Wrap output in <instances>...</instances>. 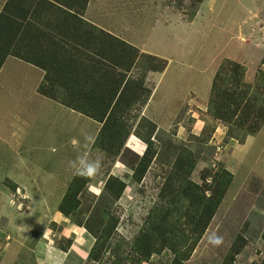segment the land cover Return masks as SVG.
Returning a JSON list of instances; mask_svg holds the SVG:
<instances>
[{"label":"rangeland","instance_id":"obj_1","mask_svg":"<svg viewBox=\"0 0 264 264\" xmlns=\"http://www.w3.org/2000/svg\"><path fill=\"white\" fill-rule=\"evenodd\" d=\"M104 5H109V22L131 27L129 35L144 45L134 48L105 36L117 65L111 61V72L108 66L89 67V58L99 59L101 47V59L107 47L99 40L79 44L78 36L90 27L76 18L69 21L74 38L66 40L72 56L55 79L60 86L46 88L48 79L41 86L69 107L103 117L97 134L88 143V127L84 131L85 126L52 114L30 85L7 92L23 76L1 77L0 117L9 134L0 155L6 164L15 153L36 157L59 179L73 171L63 195H69V203H63L69 212L59 209L63 197L58 210L93 236L85 264H264V122L256 136L247 134L248 125H260L264 114V0ZM133 53L138 57L132 64ZM75 58L83 67L72 70ZM226 60L244 67L241 86L243 81L252 87H241L246 98L236 114L216 117L209 107L211 84ZM94 70L111 77L118 90L107 89L104 78L93 80ZM228 73L222 71L217 81L227 82ZM162 80L168 91L159 98ZM20 134L27 148L21 153ZM81 158L100 159L95 178L74 175L71 164ZM121 183L125 187L116 196ZM220 192L222 200L196 240L206 218L199 198L207 201ZM66 237L64 246L73 242ZM216 238L219 245L212 243Z\"/></svg>","mask_w":264,"mask_h":264},{"label":"crops","instance_id":"obj_2","mask_svg":"<svg viewBox=\"0 0 264 264\" xmlns=\"http://www.w3.org/2000/svg\"><path fill=\"white\" fill-rule=\"evenodd\" d=\"M104 2L110 4L112 0H0L3 22L0 24V49L3 50L0 52V79L23 76L22 79L19 77V86L15 81L7 92L21 91L26 85H30L41 96L42 105L52 114L66 117L68 122L74 121L80 127L85 126L82 128L84 131L88 127L90 134L85 139L88 143L97 134L101 122L95 116L73 106L69 107L55 96L39 93L37 88L46 79H49L46 84L51 85L52 90L60 86L56 85L55 79L60 78L58 71H61L67 57L72 56L67 41L74 38L70 31L75 30L69 21L76 18H80L81 21L78 22L90 27L84 35L78 36L79 44L90 40H104L107 34L101 33L103 31L128 45H144L135 40L137 37L129 35L131 27L109 22V5H104ZM17 20L22 22L15 27ZM60 28L64 32L55 34ZM99 55L100 49V61ZM77 62V58L70 60L72 70L77 66L83 67L82 61ZM20 67L27 70L22 71ZM164 78L165 76L161 79ZM161 83L163 85L160 87L159 98L168 91L163 80ZM8 134L6 124L0 117V147H8ZM17 140L20 142L17 149L20 153L24 149L26 152V136L20 134ZM0 157V170L5 171L0 172V264L87 263L94 244L93 236L84 226L67 222L66 217L58 210L73 171H64L59 179L57 171L52 172V168L44 167L36 157L27 160L26 154L21 156L15 153L11 160L15 165L6 164L7 157ZM10 182L13 188L9 187ZM11 199L14 204L10 203ZM67 235L72 237L73 242L64 246L61 238Z\"/></svg>","mask_w":264,"mask_h":264},{"label":"trees","instance_id":"obj_3","mask_svg":"<svg viewBox=\"0 0 264 264\" xmlns=\"http://www.w3.org/2000/svg\"><path fill=\"white\" fill-rule=\"evenodd\" d=\"M79 21H81V20H79ZM0 28H1V25H0ZM101 33L107 34L106 37L108 39H113V40L118 41V39L114 38L109 33H106L103 31H101ZM103 43H104V45H106L107 51H108L111 44L105 43V38H104V40H100V44L103 45ZM126 46H128V44ZM100 51H102L101 47H100ZM87 55H89V52H87ZM137 57H138L137 54L133 53L132 64L136 62ZM153 57H154V55H153ZM89 60H90V62L89 63L87 62L88 63L87 65H89V67L96 68L98 66H102L103 68H105L108 66L109 72H111L113 70V66L111 64V61L113 62V64L117 65L116 60L112 59L111 53L109 51H108V54H105V56H102L100 61H99V59L94 61V58L92 56H91V58H89ZM1 64L2 63L0 61V65ZM227 64L231 67H229ZM222 71L229 72L227 74V76L224 77V80H227V82H225L224 84H222V82L217 81V79L220 77ZM244 73H245L244 67H242L240 64H238L236 62H228V60H226L224 63H222L220 65L219 70L215 73L214 79H213L212 84H211V94H210V101H209V103H210L209 107H211L212 113L216 117H219L221 115H228L229 117H231L234 114H236L237 109L240 107V105H242L241 101L246 98L243 95V93H244L243 90H245V88L252 87L251 85H249L243 81H242V86H241L240 81L243 78ZM101 74L108 76L106 73H101ZM101 74L99 75V73H97V70H94L93 73H90L91 77H93V80H95V78L97 79L98 77L104 78V76H101ZM104 79L106 80V77ZM48 80L46 82H48ZM110 81H111V77H109V79L106 80V83H108L107 89H113L117 85V84H115V86L112 85V83ZM42 84L43 83H41L38 86L37 91L41 94H46V95L52 97L53 93L42 92V88H41ZM49 87L51 88L50 90H52L51 85L46 84V88H49ZM241 87H243V90ZM117 90H118V86L115 87L113 93H115ZM261 111L259 110L258 112L254 113V116L259 114ZM260 118H262L260 125H254V126H252V128L248 125L247 134H249V135L254 134L255 135V133H257L260 130V127H261L262 123L264 122V114L261 115ZM102 120H103V117H100L99 121H102ZM142 174H143V172H142ZM113 179H116V178H113ZM124 187H125V184L121 183V187L119 188L118 192H116V196L121 195ZM68 197H69L68 193L65 194V196L63 197V199L61 201V205L59 208L64 213L69 212L68 211L69 208L65 209V207L63 206V203H65V204L69 203L70 199ZM199 199L202 202V213L206 216V218L204 219L202 226L199 229L197 236L195 237L196 240H199L201 238V236L204 232V229L207 227V225L210 222L215 210L217 209L218 205L220 204V202L222 200V192H220L216 197H211V199H209L207 201H204L205 197H203V196H201V198H199ZM74 206H76V204ZM197 211H198V208H197ZM201 217H203V216H201Z\"/></svg>","mask_w":264,"mask_h":264},{"label":"clouds","instance_id":"obj_4","mask_svg":"<svg viewBox=\"0 0 264 264\" xmlns=\"http://www.w3.org/2000/svg\"><path fill=\"white\" fill-rule=\"evenodd\" d=\"M71 166L74 169V175L84 178H95L101 168V161L100 159H96L95 161L86 162L84 158H81L77 162L72 163ZM221 242L220 238L212 241L216 245H219Z\"/></svg>","mask_w":264,"mask_h":264}]
</instances>
